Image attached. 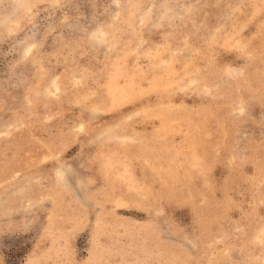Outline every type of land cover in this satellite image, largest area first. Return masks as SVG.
<instances>
[{"label":"rangeland","instance_id":"rangeland-1","mask_svg":"<svg viewBox=\"0 0 264 264\" xmlns=\"http://www.w3.org/2000/svg\"><path fill=\"white\" fill-rule=\"evenodd\" d=\"M0 264H264V0H0Z\"/></svg>","mask_w":264,"mask_h":264}]
</instances>
